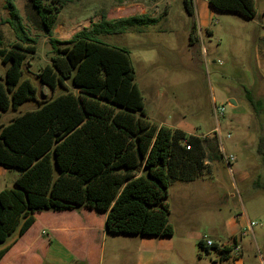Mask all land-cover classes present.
Masks as SVG:
<instances>
[{"label":"trees","instance_id":"trees-1","mask_svg":"<svg viewBox=\"0 0 264 264\" xmlns=\"http://www.w3.org/2000/svg\"><path fill=\"white\" fill-rule=\"evenodd\" d=\"M209 3L217 11L246 19L257 14L254 0ZM7 4L18 41L3 49L0 38V58L9 65L0 76V120L2 113L27 101H36L38 108L7 126L0 124V166L20 171L16 188L0 192V244L12 238L0 250V262L34 225L36 214L47 211L88 208L107 214L111 235L173 237L167 202L170 184L201 177L209 152L218 148L217 138L150 122L130 51L100 40L154 20L133 16L109 21L103 16L69 41H60L54 30L64 3L29 0L31 19L48 35L54 53L40 71L41 82L52 90L59 86L69 90L70 83L77 91L41 101L31 80L23 79L28 56L38 52L37 40L24 30L12 0ZM185 6L193 15L192 3L185 0ZM195 30L196 26L192 33ZM247 98L252 106H261L250 92ZM200 245L221 250L224 259L232 251L218 244L207 248L203 240Z\"/></svg>","mask_w":264,"mask_h":264},{"label":"rangeland","instance_id":"rangeland-1","mask_svg":"<svg viewBox=\"0 0 264 264\" xmlns=\"http://www.w3.org/2000/svg\"><path fill=\"white\" fill-rule=\"evenodd\" d=\"M121 1L144 0H60L64 8L55 30L68 24L71 37L54 30V38L69 41L89 27L95 16H106ZM161 1L163 5L153 6ZM189 1L193 15L188 14L185 0H150V15L159 16L168 5L167 15L123 35L100 36L104 43L130 51L150 122L218 142V148L209 152L210 165L201 177L170 184L167 202L173 237L138 236L139 240H127L131 247L126 249L120 243L117 248L108 244L104 264H264V0H254V19L217 11L209 0ZM12 2L24 30L38 43L37 54L25 62L23 79L31 80L41 101L67 91L77 93L70 83L69 90L43 85L40 71L54 55L50 39L31 19L29 0ZM11 19L7 0H0L3 49L18 41ZM8 67L0 58V76H5ZM248 92L261 106L249 103ZM215 105L224 108L223 115H215ZM37 108L36 101H27L2 113L0 124L7 126ZM219 133L226 154L235 159L230 166L233 173L220 151ZM19 176V170L0 166V192L15 189ZM204 238L220 249L232 248L229 258L224 259L214 247L203 248ZM236 239L240 252L235 251ZM7 244H0V250Z\"/></svg>","mask_w":264,"mask_h":264},{"label":"crops","instance_id":"crops-1","mask_svg":"<svg viewBox=\"0 0 264 264\" xmlns=\"http://www.w3.org/2000/svg\"><path fill=\"white\" fill-rule=\"evenodd\" d=\"M149 4L150 0H144L142 3L117 2L112 5L106 18L113 21L133 16H147L155 21L167 15L168 5L157 16L150 15L152 6ZM161 5L162 1L153 6ZM124 13L130 15L123 16ZM101 18L95 16L89 24L97 23ZM65 26L58 25L60 29L57 27L55 31H59L62 36L71 37L68 24ZM172 129L187 133L182 129ZM106 222L107 214L88 208L38 213L34 225L11 247L0 264H104L106 253L109 251L108 244L112 248H117L120 243L121 248L126 249L131 247L128 239H140L137 236L110 235ZM229 255L225 254L227 257Z\"/></svg>","mask_w":264,"mask_h":264},{"label":"built area","instance_id":"built-area-1","mask_svg":"<svg viewBox=\"0 0 264 264\" xmlns=\"http://www.w3.org/2000/svg\"><path fill=\"white\" fill-rule=\"evenodd\" d=\"M224 108H222V107H217L216 105L214 106V113H215V115L216 116H221V115H223V113H224ZM218 137H219V139H220V142H221V147H220V151H221V153L224 155V157H225V161H226V163H227V165H228V167H229V171H230V173H233L232 172V169H231V165L234 163V161H235V159H234V157L232 156V155H227L226 154V150H225V148H224V146H223V144H222V141H221V139H222V137H221V134L219 133V135H218ZM228 138H230V136H228ZM185 145H186V147H187V150H190V145H188V144H186V142H185ZM250 227H251V230H252V232H253V224H251L250 225ZM246 233H244V235H245ZM203 241H204V243H205V246L207 247V248H210V247H213V245H215V243H213L212 241H209V240H207L206 238H204L203 239ZM235 242V251L236 252H240V250H241V246H240V244H238V241H237V239L234 241ZM219 246V245H218Z\"/></svg>","mask_w":264,"mask_h":264},{"label":"water","instance_id":"water-1","mask_svg":"<svg viewBox=\"0 0 264 264\" xmlns=\"http://www.w3.org/2000/svg\"><path fill=\"white\" fill-rule=\"evenodd\" d=\"M232 104L236 105V102L234 100L231 101Z\"/></svg>","mask_w":264,"mask_h":264}]
</instances>
